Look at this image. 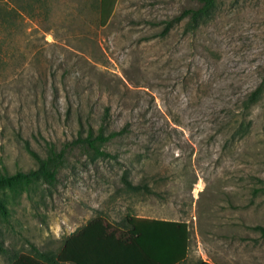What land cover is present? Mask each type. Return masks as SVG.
I'll use <instances>...</instances> for the list:
<instances>
[{"label":"rangeland","instance_id":"374dc122","mask_svg":"<svg viewBox=\"0 0 264 264\" xmlns=\"http://www.w3.org/2000/svg\"><path fill=\"white\" fill-rule=\"evenodd\" d=\"M0 0V173L36 169L54 144L55 179L3 192L0 264L32 246L57 252L88 221L126 215L187 223L188 262L228 238L264 241V100L243 111L264 72V0H214L207 17L164 25L198 0ZM122 135L102 150L70 147L77 122ZM247 125L238 135L239 125ZM145 183L151 193L122 183ZM197 237V238H196ZM221 261V262H220ZM237 264H264V248Z\"/></svg>","mask_w":264,"mask_h":264},{"label":"trees","instance_id":"16d2710c","mask_svg":"<svg viewBox=\"0 0 264 264\" xmlns=\"http://www.w3.org/2000/svg\"><path fill=\"white\" fill-rule=\"evenodd\" d=\"M197 9H185L180 15L167 21L163 28L166 33L174 24L187 19V26L195 28L196 22L207 17L214 0H198ZM116 0H98L97 10L99 25L105 26L111 16ZM264 100V72L259 85L248 95L243 111ZM106 111L95 126L85 120L77 122V132L70 147H77L87 155L96 158H109L110 154L102 148L111 140L122 135V130H109ZM247 125L241 123L237 134L245 135ZM65 149V148H64ZM56 152L54 144L49 145L46 157L42 158L28 150L36 163V169L28 172L9 174L0 173V196L3 192H18L27 188L35 180L42 179L51 183L62 159V153ZM253 181L258 187L252 193H264V186L259 178ZM124 188L131 193H151L145 183L132 184L122 178ZM7 211L0 199V216L6 218ZM264 239V228L254 227ZM190 234L188 225L182 221H169L125 216L118 224H110L103 217L88 221L83 227L68 236L57 252L41 250L32 246L28 253L13 255L11 264H185L189 249ZM194 264H212L198 260Z\"/></svg>","mask_w":264,"mask_h":264},{"label":"crops","instance_id":"0c3cea01","mask_svg":"<svg viewBox=\"0 0 264 264\" xmlns=\"http://www.w3.org/2000/svg\"><path fill=\"white\" fill-rule=\"evenodd\" d=\"M197 238V237H196ZM264 248V241H258V242H254L251 240H244V241H239L238 238H228L225 241V246H222L220 248L215 247V249L218 251H220V254L223 255V252H226V256H228L226 261H220L221 263H216L214 261H212L207 254H205V251L201 249H198V251L196 252L197 255L201 254V256L203 257L202 261L208 262V263H212V264H237L236 262V257L239 255V250L241 248H244L246 250L248 249H255V248ZM186 263L188 262V255H187V259H186ZM185 263V264H186Z\"/></svg>","mask_w":264,"mask_h":264}]
</instances>
